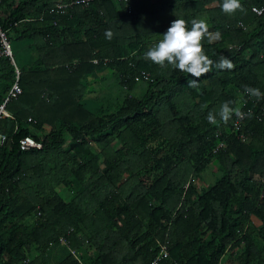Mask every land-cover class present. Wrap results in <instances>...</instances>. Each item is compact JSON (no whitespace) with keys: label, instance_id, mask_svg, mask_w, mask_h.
Masks as SVG:
<instances>
[{"label":"trees","instance_id":"obj_1","mask_svg":"<svg viewBox=\"0 0 264 264\" xmlns=\"http://www.w3.org/2000/svg\"><path fill=\"white\" fill-rule=\"evenodd\" d=\"M55 1L0 0L6 39L32 51L0 120V264H149L163 244L160 264H264V99L237 128L218 114L227 101L243 112L245 86L264 92V11H250L264 0L233 15L223 0H129L128 13L116 0L51 12ZM176 18L220 32L205 53L234 68L192 88L190 74L146 59ZM2 50L0 103L15 80ZM141 70L149 80L134 79ZM109 77L128 93L103 102ZM23 137L40 148L20 150Z\"/></svg>","mask_w":264,"mask_h":264},{"label":"clouds","instance_id":"obj_2","mask_svg":"<svg viewBox=\"0 0 264 264\" xmlns=\"http://www.w3.org/2000/svg\"><path fill=\"white\" fill-rule=\"evenodd\" d=\"M68 1H74V0H68ZM90 1L92 0H88L86 4L84 3H80V4L86 6L90 3ZM116 1L123 3L125 7V11L127 13L130 12L131 7L129 4H127L129 0H116ZM221 8L222 11L228 15H233L237 11L240 12L246 11L241 3V0H223ZM250 11L255 15L259 16L263 13L264 7L262 5L259 6L251 5ZM188 23L189 22L186 21L185 19H180V18H176L172 20L166 32L161 35L162 39H160L157 43H155L152 47H150L146 51L145 58L150 60L152 63L158 65L160 68H168L169 66H171L173 69L179 70L182 73L190 74L193 77V79L189 80L188 86L192 88H196L198 87V82L200 78L210 73L213 67L220 70H232L234 68V64L231 59L224 56H221L218 61H213L205 53V49L203 46L204 40L207 39L209 43H212L213 41H218L221 39L220 32L218 31L215 33L210 32L209 26L204 19H193L191 21L190 28L188 26ZM244 28L245 27L244 25L241 24V22H238L236 25L230 27L232 31L240 30ZM104 35L107 39L110 40L113 36V33L111 32V30H106ZM15 68L18 70L16 65H14V71ZM141 72H145L147 74L148 76L147 79H144L140 76ZM136 77L138 78L135 79ZM149 77L150 76L148 72L141 70L134 77V79L137 81L139 80L146 81L150 79ZM5 96L3 97V99L5 98ZM261 99H264V92H261L259 88L245 86L244 92L241 95L239 101L240 106L243 108V112L241 111L240 107H230V104H232L233 102L227 101L221 106L220 111L218 113L219 117L223 122L227 123L231 119L232 115L235 114V117L237 118L233 121V126L234 128H237L239 126V123L246 115L249 118L251 117V113L249 112L246 114V111L244 110V107L246 108L249 106L248 102L252 103V106L249 107L253 108L254 106H257V102ZM11 100H15V99H11ZM4 110L6 114H1L0 120L2 119V117H9V118L11 117V115L7 112L5 107ZM207 119L210 124L213 125L217 124V120L213 115V113L210 112L208 114ZM38 143L40 144V142ZM40 146L34 148H40ZM262 180H264V176L262 177ZM164 246L167 251L166 244H163L161 248ZM158 254L156 256H158ZM156 256L152 258L149 264L156 258ZM167 257H168V251H167V255L163 257L158 264H160V262ZM27 261H28L27 258L23 260V262H27Z\"/></svg>","mask_w":264,"mask_h":264},{"label":"built area","instance_id":"obj_3","mask_svg":"<svg viewBox=\"0 0 264 264\" xmlns=\"http://www.w3.org/2000/svg\"><path fill=\"white\" fill-rule=\"evenodd\" d=\"M87 2L88 0H74V1L57 0L55 1L53 8H51L50 11L51 12H54V11L64 12L68 8H71L73 5L80 4V3L86 4ZM0 44L2 45V48H3L2 52L8 57H10L11 61L13 62L10 46L8 44V40L6 39V36L1 26H0ZM18 76H19V71L15 68V80L12 82L5 98L0 104V115L6 114L4 110L6 103L10 101L11 99H16L21 93V87L19 85ZM140 76L144 79H147L148 77L145 72H141ZM137 78L138 77H136L135 79ZM6 139H7L6 135L0 131V146L6 141ZM18 146H19V149L25 150L31 147H39L40 144L31 137H24V138L19 139ZM166 255H167V251L164 246L161 248L158 256H156V258L150 264H158L159 261Z\"/></svg>","mask_w":264,"mask_h":264},{"label":"rangeland","instance_id":"obj_4","mask_svg":"<svg viewBox=\"0 0 264 264\" xmlns=\"http://www.w3.org/2000/svg\"><path fill=\"white\" fill-rule=\"evenodd\" d=\"M8 40H9L8 42H9V46H10V49L13 55V60H14L15 65L21 66L25 63L30 62L31 56H32L31 48L28 45V43L30 42V39H27V38L26 39H16L13 34H10V37ZM107 80L109 81L110 86L112 85V91H107L106 93L104 92L100 95V100H103V102L106 99L108 100V98L110 99L109 101L111 102L120 100L123 96H125L128 93L127 91L122 90L120 87H119V90H117L118 88L116 87L115 81H113L112 78L109 77ZM105 83L106 81L104 82V84ZM92 86H94L95 89H98L100 84L92 83ZM138 86H136L135 88L136 90H132L131 92H129V94L135 95L137 93ZM93 94L94 93H87L85 97L93 96ZM211 166L212 165H210V167ZM217 176H219L218 172H215L214 175H204L203 176L204 183H200L201 184L200 186L202 187L208 186V184H211ZM252 219L254 220L255 224L259 223V221L256 220L255 218H252ZM253 235L255 239L260 243V241L256 238L255 232ZM221 264H227V263L225 260H222Z\"/></svg>","mask_w":264,"mask_h":264}]
</instances>
